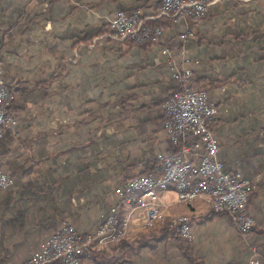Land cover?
<instances>
[{
    "label": "crops",
    "instance_id": "obj_1",
    "mask_svg": "<svg viewBox=\"0 0 264 264\" xmlns=\"http://www.w3.org/2000/svg\"><path fill=\"white\" fill-rule=\"evenodd\" d=\"M161 2L0 0V75L17 94L16 123L0 135V170L12 178L0 190V264H25L65 224L93 233L115 189L172 151L160 109L179 92L169 60L218 109L211 125L225 171L259 178L247 234L201 200L178 203L172 189L165 211L191 216V250L205 264H248L251 246L264 264V0H214L193 22L158 18L165 27L151 47L104 35L115 12L154 18ZM157 240L133 264H189Z\"/></svg>",
    "mask_w": 264,
    "mask_h": 264
},
{
    "label": "built area",
    "instance_id": "obj_2",
    "mask_svg": "<svg viewBox=\"0 0 264 264\" xmlns=\"http://www.w3.org/2000/svg\"><path fill=\"white\" fill-rule=\"evenodd\" d=\"M46 1V0H44ZM214 0H162L154 18L142 17L139 11L130 14L118 11L110 21L116 39L140 42L151 36L156 41L162 34L158 28L147 27L146 20L178 19L186 14L203 17ZM168 54L167 49H163ZM169 68L183 85L180 92L161 103L164 132L172 145L170 153L156 155L154 171L124 181L115 189L117 201L105 214L93 233L77 232L71 225H63L52 234L27 260L28 264H80L93 254L127 237L132 230L154 228L163 222L164 192L172 189L178 203L191 205L203 201L216 214L226 215L230 224L241 234L255 226L248 212V204L255 182L240 174L225 171L217 159L219 142L211 126L218 109L209 101L204 90L190 89L191 71L177 70L169 60ZM2 65L0 61V74ZM15 96L0 75V135L7 126L15 125L10 113ZM12 178L0 170V190L9 188ZM180 236L191 241V217L172 221ZM252 258L248 264H261L255 246L250 247Z\"/></svg>",
    "mask_w": 264,
    "mask_h": 264
},
{
    "label": "rangeland",
    "instance_id": "obj_3",
    "mask_svg": "<svg viewBox=\"0 0 264 264\" xmlns=\"http://www.w3.org/2000/svg\"><path fill=\"white\" fill-rule=\"evenodd\" d=\"M40 1H42V2H44V3H50V2H52L53 0H46V1H44V0H40ZM161 9V8H160ZM160 11V10H159ZM118 12V11H117ZM122 12V11H121ZM134 12V11H133ZM116 13V12H115ZM159 13V12H158ZM127 14V13H126ZM142 15V14H141ZM142 17H144L143 15H142ZM113 18V17H112ZM157 19V18H156ZM112 20V19H111ZM110 20V21H111ZM155 20V19H154ZM149 21H151V20H146L145 22H146V26L147 27H149L148 25H147V22H149ZM150 28V27H149ZM163 31V30H162ZM113 32H112V30H110V24H109V30L104 34L106 37H108V38H110V39H112V40H114V41H128V42H133V43H135V44H137V45H135V46H140V44H143L145 41L143 40V41H140V42H136V41H133L132 39H129V38H126V39H123V40H120V39H116V38H114L113 37V34H112ZM159 39V38H158ZM157 41L158 40H156V41H154L153 40V43H152V45L151 46H155V45H157ZM163 49H166V48H163ZM178 70V69H177ZM175 80H176V82H178V79L177 78H175ZM179 83V82H178ZM188 86H189V84H188ZM182 88H183V85H182ZM189 88H190V86H189ZM191 89V88H190ZM182 90V89H181ZM204 91H206V92H208L207 90H204ZM13 93H14V91H13ZM178 93V92H177ZM163 102V101H162ZM161 102V103H162ZM161 103H160V106H161ZM12 106H13V104H12ZM160 109H161V107H160ZM10 113L13 115V116H15L14 114H13V112L10 110ZM218 115V114H217ZM164 116V115H163ZM216 118V117H215ZM215 120V119H214ZM213 120V121H214ZM164 121H165V118H164ZM212 121V122H213ZM163 126H164V124H163ZM212 126V125H211ZM251 178V177H250ZM258 178H259V175H257L255 178H251V179H253V181L254 182H256L257 180H258ZM207 205V204H206ZM182 216H190V215H188V214H178V215H170V214H168L167 213V211H165L164 212V218H163V222L162 223H160L159 225H157V226H155L154 228H148V229H135V230H132L131 231V233L129 234V235H127V237H125V238H123L122 240H120L119 242H117V243H114V244H112V245H109V246H107V247H105V248H102V249H100V250H98V251H96L94 254H93V256L92 257H90V258H88V259H85V260H83L82 262H80V264H105V263H108L109 262V260H113V258H115L114 256H115V252H120V250L123 248V249H125L126 251H127V248H125L126 247V245H124V244H126L125 242H123V241H126V242H129V240L131 239V237H135V240H138V241H134L135 243L133 244L134 246H138L139 244H141V243H147L148 241H152V240H157L158 239V237H159V235H160V228L161 227H163V226H170L172 229H174V231L178 234V232H177V230H176V227L172 224V221L173 220H175V219H177V218H179V217H182ZM191 217V216H190ZM256 223V222H255ZM193 233V232H192ZM193 238H194V234H193ZM158 242H162V240H157ZM193 241V239L190 241V242H192ZM136 242H139V244H136ZM123 243V244H122ZM124 245V246H123ZM190 247H191V243H190ZM141 249H143V247L141 248ZM140 249V250H141ZM140 251H138L137 253H135V254H133V255H136V254H138ZM134 256H132L131 257V260H132V258H133ZM94 259H96V260H98L99 262H95L94 261ZM117 262V261H116ZM115 262V263H116ZM114 262L113 263H111V264H115ZM25 264H28V262H25ZM132 264H133V262H132Z\"/></svg>",
    "mask_w": 264,
    "mask_h": 264
},
{
    "label": "trees",
    "instance_id": "obj_4",
    "mask_svg": "<svg viewBox=\"0 0 264 264\" xmlns=\"http://www.w3.org/2000/svg\"><path fill=\"white\" fill-rule=\"evenodd\" d=\"M185 18L189 19L190 22H193V21H197L199 19H201L202 17L198 16V15H195V14H186ZM161 19V18H160ZM162 19H169V18H162ZM175 19H172L170 21H174ZM147 25L151 28H158L160 30H163L164 29V25L161 23V21L157 18L153 21H149L147 22ZM128 42V41H127ZM131 45H137L133 42H129ZM153 43V36H151L149 39H147L143 44H140L139 47H151ZM65 71L63 70L61 72V74H63ZM61 74L59 75H55L54 77H59ZM54 79V78H53ZM176 81V80H175ZM178 88H179V92L181 91L182 89V84L181 83H178ZM14 96H16V92L14 91ZM15 100V99H14ZM13 105H14V101H13ZM13 106L11 107V110H12ZM155 166V164H154ZM160 235L158 237V240H165L166 242L170 241V243L172 245H174V247L181 253V255L183 257H185V259L188 261L189 264H205L203 262V260L199 257H197L191 250V247H190V241L183 238L182 236H180L179 234H177L174 229H172L170 226H163L160 228ZM125 242L126 244V247L127 248V251L124 252V254H122L121 252H115V258H113V260H109L108 263H105V264H111V263H116L115 264H132V260H131V257L134 256L133 254L137 253L138 251H140V249L142 247H146V243H141L139 244V242H136V244H139L138 246H134L133 244L135 242H126V241H123ZM123 244V243H122ZM123 245V246H124ZM95 262H99L98 260L94 259Z\"/></svg>",
    "mask_w": 264,
    "mask_h": 264
}]
</instances>
